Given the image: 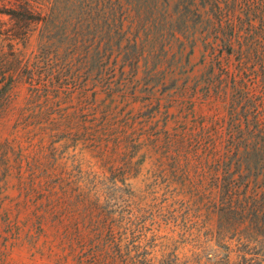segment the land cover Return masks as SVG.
Listing matches in <instances>:
<instances>
[{"label": "rangeland", "instance_id": "rangeland-1", "mask_svg": "<svg viewBox=\"0 0 264 264\" xmlns=\"http://www.w3.org/2000/svg\"><path fill=\"white\" fill-rule=\"evenodd\" d=\"M156 4L116 20L0 12V89L15 80L0 98V264L223 256L215 131L231 87L215 89L235 54L215 43L211 0Z\"/></svg>", "mask_w": 264, "mask_h": 264}, {"label": "trees", "instance_id": "trees-1", "mask_svg": "<svg viewBox=\"0 0 264 264\" xmlns=\"http://www.w3.org/2000/svg\"><path fill=\"white\" fill-rule=\"evenodd\" d=\"M150 1L156 4L161 0ZM211 1L215 4V43L229 55L235 54L226 85L221 81L215 89V95L224 98L228 84L231 87L227 113L215 131V161L217 173L222 175L215 208L220 215L221 238L230 241H219L225 252L217 264H264V0ZM136 2L0 0V5L4 4L0 12L30 22L60 17L116 20L131 13ZM28 33L25 31V36ZM106 45V52L117 46ZM39 48L45 51L46 43L40 42ZM14 86L13 78L6 81L0 98ZM162 263V259L140 257V264Z\"/></svg>", "mask_w": 264, "mask_h": 264}]
</instances>
